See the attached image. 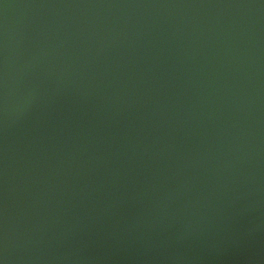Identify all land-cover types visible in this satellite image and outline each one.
<instances>
[{
    "label": "water",
    "instance_id": "obj_1",
    "mask_svg": "<svg viewBox=\"0 0 264 264\" xmlns=\"http://www.w3.org/2000/svg\"><path fill=\"white\" fill-rule=\"evenodd\" d=\"M0 264H264V0H0Z\"/></svg>",
    "mask_w": 264,
    "mask_h": 264
}]
</instances>
